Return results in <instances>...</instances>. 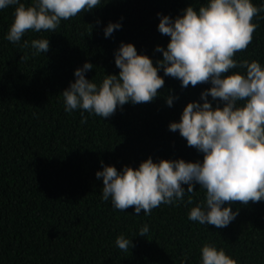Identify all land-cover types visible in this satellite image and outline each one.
Listing matches in <instances>:
<instances>
[{
  "label": "trees",
  "instance_id": "trees-1",
  "mask_svg": "<svg viewBox=\"0 0 264 264\" xmlns=\"http://www.w3.org/2000/svg\"><path fill=\"white\" fill-rule=\"evenodd\" d=\"M21 2L27 7L31 0ZM207 2L102 0L90 12L62 20L54 32L29 30L17 44L6 39L15 6L0 9V264H201L205 242L238 264H264V201L225 205L238 215L216 228L188 219L191 207L204 199L199 185L192 205L186 193L183 203L161 204L150 215L137 216L133 207L119 211L110 199L102 200V178L95 174L103 166L135 169L149 157L202 162L203 154L168 126L179 122L187 103H202L200 93L210 84L182 88L160 69L164 86L152 102H129L107 119L83 112L86 123L81 109L65 112L60 95L85 62L94 66L86 79L98 85L104 75L118 74L114 53L122 42L156 66L162 59L156 46L166 48L170 39L158 31L160 16L174 19L187 6L198 11ZM110 22L121 27L106 38ZM253 23L258 27L252 42L234 58L264 67V12ZM42 38L49 41L45 53L33 55L35 49L21 46ZM169 95L175 97L171 107L165 102ZM208 100L213 107L218 103ZM145 224L149 232L138 235ZM121 234L131 241L128 252L116 246Z\"/></svg>",
  "mask_w": 264,
  "mask_h": 264
},
{
  "label": "clouds",
  "instance_id": "clouds-1",
  "mask_svg": "<svg viewBox=\"0 0 264 264\" xmlns=\"http://www.w3.org/2000/svg\"><path fill=\"white\" fill-rule=\"evenodd\" d=\"M101 4L102 0H31L26 7L21 0H0V9L15 6L6 39L17 44L29 30L54 32L62 20ZM182 12L174 19L160 16L158 31L170 39L166 48L156 46L155 51L162 54L156 66L148 56L137 54L133 44L122 42L114 53L118 74L104 75L98 85L86 79L85 73L94 66L85 62L74 70V82L60 95L65 112L81 109V123H86L83 112L107 119L129 102H152L164 86L160 69L165 76L178 79L182 88L210 84L200 93L203 102L187 103L179 122L168 126L179 132L187 146L203 154L202 162H154L149 157L138 168L124 166L117 171L114 166H103L95 175L102 178V200L110 199L112 206L123 212L133 207L137 216L141 211L150 215L161 204L183 203L186 193L187 204L192 205L194 185H199L205 190L204 199L191 207L188 219L224 228L238 215V210L225 205L264 201V67L256 60L234 58L252 42L258 27L253 19L264 12V4L257 7L251 0H208L198 11L189 5ZM120 27L110 22L104 28L105 37ZM21 46L35 49L36 55L49 50V41L24 40ZM209 96L218 101L215 107ZM174 99L169 95L165 102L171 107ZM148 232L145 224L138 235ZM115 243L124 252L131 246L123 234ZM200 253L201 264H238L211 243L205 242Z\"/></svg>",
  "mask_w": 264,
  "mask_h": 264
}]
</instances>
